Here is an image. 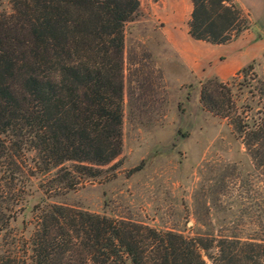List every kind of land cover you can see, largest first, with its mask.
<instances>
[{
    "label": "rangeland",
    "instance_id": "1",
    "mask_svg": "<svg viewBox=\"0 0 264 264\" xmlns=\"http://www.w3.org/2000/svg\"><path fill=\"white\" fill-rule=\"evenodd\" d=\"M232 2L248 29L211 45L188 34L190 0H140L124 26L120 155L94 178L72 163L41 173L23 145L4 160L0 213L10 220L0 228V264H28L29 239L52 205L188 239L264 245V161L257 168L228 121L199 103L203 84H225L248 65L252 82H264V0ZM1 10L10 12L7 0ZM233 92L237 115L249 124L264 118L263 102Z\"/></svg>",
    "mask_w": 264,
    "mask_h": 264
},
{
    "label": "trees",
    "instance_id": "2",
    "mask_svg": "<svg viewBox=\"0 0 264 264\" xmlns=\"http://www.w3.org/2000/svg\"><path fill=\"white\" fill-rule=\"evenodd\" d=\"M190 1L193 40L221 45L248 29L232 0ZM7 2L10 12L0 11V166L23 145L41 173L72 163L81 178L98 176L122 149L124 26L140 0ZM251 72L248 65L225 84L208 81L199 103L228 121L258 168L264 118L249 124L237 115L233 92L246 89L264 107V82H252ZM9 220L0 213V228ZM27 250L28 264H264L262 244L188 239L62 205L40 215Z\"/></svg>",
    "mask_w": 264,
    "mask_h": 264
},
{
    "label": "crops",
    "instance_id": "3",
    "mask_svg": "<svg viewBox=\"0 0 264 264\" xmlns=\"http://www.w3.org/2000/svg\"><path fill=\"white\" fill-rule=\"evenodd\" d=\"M159 1H160V3L163 4V5L168 4V0H159ZM166 38H167V40H168L170 43H172V45L175 47V43H174L175 38L170 37V36H168V35H167ZM176 48H177V47H175V49H176ZM177 50L180 51L178 48H177Z\"/></svg>",
    "mask_w": 264,
    "mask_h": 264
}]
</instances>
